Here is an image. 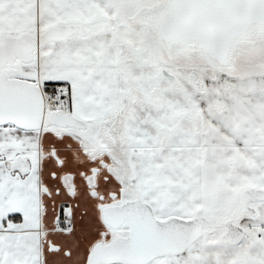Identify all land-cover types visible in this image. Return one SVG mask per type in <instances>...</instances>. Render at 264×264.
I'll use <instances>...</instances> for the list:
<instances>
[{"label":"snow or ice","instance_id":"1","mask_svg":"<svg viewBox=\"0 0 264 264\" xmlns=\"http://www.w3.org/2000/svg\"><path fill=\"white\" fill-rule=\"evenodd\" d=\"M0 264H264V0H0Z\"/></svg>","mask_w":264,"mask_h":264}]
</instances>
